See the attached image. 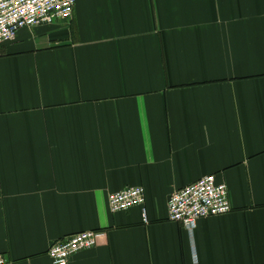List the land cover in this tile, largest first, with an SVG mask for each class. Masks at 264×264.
Here are the masks:
<instances>
[{"label": "crops", "instance_id": "1", "mask_svg": "<svg viewBox=\"0 0 264 264\" xmlns=\"http://www.w3.org/2000/svg\"><path fill=\"white\" fill-rule=\"evenodd\" d=\"M212 174L232 211L192 234L168 200ZM89 230L69 264H264V0H77L0 45V253Z\"/></svg>", "mask_w": 264, "mask_h": 264}, {"label": "built area", "instance_id": "2", "mask_svg": "<svg viewBox=\"0 0 264 264\" xmlns=\"http://www.w3.org/2000/svg\"><path fill=\"white\" fill-rule=\"evenodd\" d=\"M77 0H0V45L12 41L26 28L70 21ZM229 188L218 182L215 175H207L176 190L168 200L169 219L181 223L192 234L202 218L224 215L232 211ZM143 186L128 187L112 193L109 206L112 212H124L144 206ZM105 230L82 231L54 242L49 255L53 264H69L72 256L104 243ZM0 264H8L0 253Z\"/></svg>", "mask_w": 264, "mask_h": 264}]
</instances>
